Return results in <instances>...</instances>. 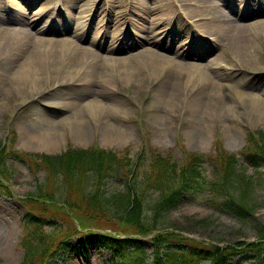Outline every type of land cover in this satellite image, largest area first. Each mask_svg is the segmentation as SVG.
Returning <instances> with one entry per match:
<instances>
[{
    "label": "rangeland",
    "instance_id": "374dc122",
    "mask_svg": "<svg viewBox=\"0 0 264 264\" xmlns=\"http://www.w3.org/2000/svg\"><path fill=\"white\" fill-rule=\"evenodd\" d=\"M197 2L198 0H15L14 3L7 4L6 0H0V19L10 23L6 27H22L27 22V14L31 22L38 23L36 30L39 27L46 29L47 32L40 34L39 38L52 42L65 40L76 47L89 50L97 60L100 58L101 72L104 68L102 62L111 58L129 64L133 72L126 71L124 63L119 68L118 63L116 73H109L113 79L111 83L102 79L94 81L87 74L85 64L80 69L81 73L77 74L81 78L74 81V76L67 79L58 76L64 71V67H60L57 69L59 72L54 74L57 81L52 84V78L46 77L41 83L42 89L38 88L40 93L36 94L37 90H29L28 85L23 86L22 81L17 80L16 73H21V64H7L0 59V142L9 145L11 136L15 133V150L29 154L46 153L49 156L60 155L68 149L87 150L92 147L112 151H122L129 147L132 160L148 153L150 147L179 162L188 160L187 152L204 154V161L199 167L206 174H212L215 167L207 156L215 154L221 147L236 153L241 169L256 183L251 190L242 191V203L250 208L246 218L224 211L219 203L209 204L206 201L207 195H197L168 213V229L205 245L235 248L234 252L237 253L231 255L227 264H264L263 250L250 252L245 248L247 244L258 242L263 235L264 162L253 154H249L252 158H247L241 153L250 145V134L264 131V117L259 114L256 117L249 115L244 103L233 92L227 95L222 87L218 89L217 86L216 91L206 89L204 94L201 93V87L187 89L185 74L171 76L169 71H164L153 81L151 79L154 75L150 72L145 73L142 80L128 77L125 73H136V57L147 48L175 58L180 66L205 65L203 71L211 74L217 85L227 83L249 98L258 96L264 99V16L249 18L245 23L252 25L247 32V46L252 49L250 55L253 56H244L245 60L242 58L243 51L235 48L232 40L219 35L210 37L206 33L205 22L195 18L191 12L193 8L189 6H199ZM57 4L65 7L59 11L66 17H59ZM195 9L200 10L199 7ZM256 10L264 11V4L259 7L255 2L248 3L242 14H251ZM224 11H229V15L231 13L229 9ZM18 22L22 24H17ZM22 28L30 29L27 25ZM129 29L140 35L143 47L139 46V37L127 32ZM74 30L85 34L86 47L83 46L84 42L78 44L74 41ZM30 33L36 41L38 35L34 31ZM147 40L161 41L164 48L170 46L176 50L182 47L188 49L178 51L181 57L176 58L165 50L155 49V46L146 43ZM96 44L105 47L103 52L98 53L92 48ZM138 50L140 52H136ZM79 68L80 66L77 69ZM59 81L67 82L59 84ZM176 84L181 88H176ZM218 92L219 94H214ZM91 100L101 101L114 112L103 113L100 118L95 119L81 110L86 122L81 131V135L86 136L83 142L78 139L79 127L67 118H70L74 110ZM105 122L114 124L112 133L120 135L121 141L116 140L111 145L105 142L104 137L109 133V126H105ZM45 138L54 140L55 149L52 152L31 149L32 144ZM244 152L245 155L248 154L246 149ZM7 166L13 176L10 187L15 197L13 195L8 198L0 192V264H22L24 249L20 247V240L25 230L22 219L29 210L41 212L31 202L24 203L26 200L23 198L33 196L38 184L43 183L47 175L42 166L37 167L30 158L21 160L11 157ZM125 186L124 181L106 179L101 193L106 199L126 191ZM147 197L152 199L149 193ZM94 225L95 233H110L98 229L96 223ZM62 232L60 229V237ZM132 239L142 238L132 236ZM140 241L144 243V249L150 256V241ZM238 244H242V247L237 246ZM84 252L83 245L76 243L71 248V253L58 260L57 264H112V252L102 249L94 241L87 248V255ZM145 264H154L152 258H147ZM202 264L210 263L206 261Z\"/></svg>",
    "mask_w": 264,
    "mask_h": 264
},
{
    "label": "bare ground",
    "instance_id": "6f19581e",
    "mask_svg": "<svg viewBox=\"0 0 264 264\" xmlns=\"http://www.w3.org/2000/svg\"><path fill=\"white\" fill-rule=\"evenodd\" d=\"M197 4L199 5L198 7L200 10H196L193 7L191 12L193 13L194 17L196 16L195 18L203 19L205 22V30L207 31L206 33L209 36L219 35L220 37H225L232 40V44L235 46V48H240V50L243 51L242 58L244 59V56H249L252 54V49L247 46V32L252 27V25H240L238 22L232 20L229 16H226L221 11L219 4L215 0H198ZM29 21L30 20L27 19V22L21 26H32V29H35L33 30L35 35H38V39H36V41H34L33 36L27 29L22 27L18 28V25L14 26L13 28L6 27L5 25L10 23L2 21V18L0 19V59L7 64L8 62L13 64L18 63V65L21 64V73H16V76L18 77L17 80L22 81L23 86L25 84L28 85L29 90H37L36 94L40 93L38 92V88H41V83L44 79H46V77L52 78V84L57 81V76L54 74L59 72L57 69H60V67H64V71H62L63 74L61 75L57 74L58 76H63V79L74 76L72 78V80H74L77 78V74L81 73V67L87 64V74L90 75L94 81L102 79L107 83H111L113 80L109 73H111V71L116 73L117 68H121L120 65L122 63L125 64L124 69L126 71H132L129 64L111 58V60H105L102 62L104 68L101 72L100 58L97 60L95 55L89 53V50L78 46L76 47L74 44L65 40H61L59 42L43 40L39 38V35L41 32L45 33L46 30H36V25ZM19 23L20 22L17 24ZM151 45L161 48L160 44L151 43ZM250 56L253 57L252 55ZM178 57L180 58V56ZM136 58L137 71L134 74L125 72L128 77H137L142 80L145 76L144 74L150 72L151 75H154L152 79H156L159 74L164 71H169L171 76H182L185 74L187 76V89L201 87V93L204 94L206 89L216 91L215 88H217V86L218 89H221L222 87V89L226 91L225 93L227 95H230V93L233 92L234 96L239 98L244 103L249 115L256 117L257 114H259L260 116L264 117V99H262V97L259 98L256 96L249 98L244 92L234 90L231 85L227 83L217 85L213 82L212 75L203 71L205 65L202 66L199 64H189L188 66H180L177 61H175V59L156 53L152 49H146L143 54ZM118 63L120 64L118 65ZM79 66L80 68L77 69ZM47 70H50V72ZM211 71L213 72V70ZM121 73L124 74L123 71ZM84 75L85 73H83L82 76ZM99 75L100 77H98ZM122 79L124 81L126 80L123 77ZM66 82L67 81H59L58 83L62 84ZM175 86L176 88H181L178 84ZM214 94H219V92ZM81 105L82 104H80V106ZM81 110H83L84 113L87 112L89 116L95 119L100 118L103 113L114 112V110L104 106L101 101L94 100L85 102L80 109L74 110V113L69 116L70 118H67V120H70V122L74 121V124H77L80 129L78 139L83 142L85 141L86 136L81 135V131L82 126H85L86 122L80 113ZM114 115H117V113ZM104 125L109 126V133H107L104 137L105 142L108 143V145L116 143V140L121 141L120 135L117 134V136H115V134L113 135L112 133L111 128H114L112 126L114 125L113 123L110 124L105 122ZM53 142V139L48 140L45 138L44 140H39L36 144H32L33 147L31 148L35 150L53 151L55 149Z\"/></svg>",
    "mask_w": 264,
    "mask_h": 264
},
{
    "label": "trees",
    "instance_id": "16d2710c",
    "mask_svg": "<svg viewBox=\"0 0 264 264\" xmlns=\"http://www.w3.org/2000/svg\"><path fill=\"white\" fill-rule=\"evenodd\" d=\"M257 149L262 156H264V134L261 135L260 143L257 145ZM91 152H75L72 151L66 155H64L62 161L63 164L68 168V171H71V168L74 167L75 161L80 160L82 165V170L86 173L87 171H93L94 175L97 178L96 184L100 182L101 179L107 177L108 171L114 165L113 155H107L105 152H101L98 155L90 154ZM93 156L92 159H90ZM196 159V158H195ZM159 161H156L152 171L148 177L142 179H146L148 184L156 186V189L159 194L157 199L158 203H155L153 206H149L144 201V195L139 190V184L135 185L136 196L133 198V201L126 204V201L123 199L125 195L120 198L122 203L117 205L118 202L114 200H105L98 201L95 196L92 198L95 200L92 201L91 197L86 199L87 207L84 210H81L82 217H89L93 220H97V217L100 219L112 214V218L109 219V222L114 224L121 223L125 226V231H137L142 233V229H146L147 227H154L155 222L158 224L159 218L162 216L163 212L170 207H175L181 199L189 193V191L194 188H198L199 180L201 179V173L196 170V160L193 161L189 166H184L183 168L178 166L176 163H172L171 161L163 158H158ZM224 165H226V169L224 171V177H222V181L225 186L231 184L234 181L233 176H228V167L232 164H235V159L233 156H230L228 160L224 161ZM88 169H87V166ZM140 170V168H139ZM138 170V171H139ZM145 172L144 174H147ZM137 176L135 177V180ZM244 181V179L242 178ZM135 183V182H134ZM193 184V186H192ZM226 187H221V189ZM97 195V192H95ZM129 196V193H128ZM127 196V197H128ZM130 200V196L128 198ZM94 208H93V207ZM230 208V207H229ZM83 213V214H82ZM157 217V221H156ZM264 238V236H263ZM110 244L114 247H117L120 251H126L128 245L126 241L123 240H113L109 239ZM156 244H158V252L163 248H168L173 243H184L190 249L188 252L182 248V250H177L176 252H171V254L166 255L165 264H192L194 258L196 259H211L216 264L219 261V257L225 256L227 252L221 253L220 249L210 250L205 247H200L198 245H194V242L184 239L180 236L165 233L159 235L156 238ZM252 248H264V244L260 245H251ZM143 251L141 248L136 249L129 254H123L120 256L123 264H139L140 263V255H142ZM32 256V254L30 255ZM38 255L32 256L33 260H40ZM182 256L181 261H177L179 257ZM193 257V260H189ZM158 259V258H157Z\"/></svg>",
    "mask_w": 264,
    "mask_h": 264
}]
</instances>
